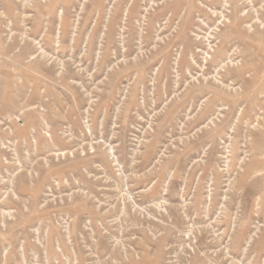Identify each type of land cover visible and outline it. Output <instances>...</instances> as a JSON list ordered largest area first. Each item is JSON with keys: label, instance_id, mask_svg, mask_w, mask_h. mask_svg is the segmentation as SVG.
<instances>
[{"label": "rangeland", "instance_id": "374dc122", "mask_svg": "<svg viewBox=\"0 0 264 264\" xmlns=\"http://www.w3.org/2000/svg\"><path fill=\"white\" fill-rule=\"evenodd\" d=\"M0 264H264V0H0Z\"/></svg>", "mask_w": 264, "mask_h": 264}, {"label": "bare ground", "instance_id": "6f19581e", "mask_svg": "<svg viewBox=\"0 0 264 264\" xmlns=\"http://www.w3.org/2000/svg\"><path fill=\"white\" fill-rule=\"evenodd\" d=\"M219 16V15H218ZM222 19V18H221ZM217 69V68H216ZM251 237V236H250ZM247 243V242H246Z\"/></svg>", "mask_w": 264, "mask_h": 264}]
</instances>
